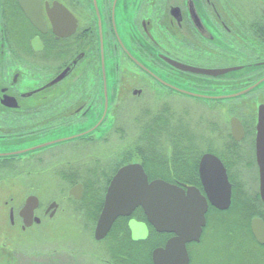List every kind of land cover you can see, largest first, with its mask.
Returning <instances> with one entry per match:
<instances>
[{
	"label": "flooded vegetation",
	"instance_id": "obj_1",
	"mask_svg": "<svg viewBox=\"0 0 264 264\" xmlns=\"http://www.w3.org/2000/svg\"><path fill=\"white\" fill-rule=\"evenodd\" d=\"M178 65L231 71L203 75ZM249 99L258 103L253 115H245L243 106L229 113L225 108ZM180 101L206 104L211 118L203 129L208 134L194 127L182 131L186 122L176 114ZM205 136L206 151L197 160V143ZM170 140L172 153L165 155L163 148L157 159L150 156L149 150ZM119 147L122 154L113 155ZM181 150L195 154L178 161ZM100 151H108L112 163L109 186L121 169L140 165L150 182L202 192L209 204L207 223L201 241L187 245L189 264L193 247L215 231L238 239L245 260L264 263V0H0V183H12L7 189L14 192L3 198L0 185V216L7 215L9 225L24 232L41 226L44 218L60 216L69 228L75 223L83 233L92 231L96 244L106 243L125 221L126 240L134 249L149 240L151 229L160 239L156 249H165L175 235L158 233L142 208L119 218L105 239L96 240L107 185L101 209L65 207L60 215L57 202L42 206L37 169L49 168L53 175L67 166L65 177L74 182L66 200L75 204L85 198L90 174H101L93 166L102 161ZM134 153L144 161L132 163ZM204 156L210 157V183H221L226 172L231 184L227 210L214 207L204 189ZM31 199L38 206L35 202L27 224L24 211ZM132 221L148 227L146 241H133ZM93 254L91 264H135L129 255ZM135 257L148 264L147 257ZM18 261L37 264L29 256Z\"/></svg>",
	"mask_w": 264,
	"mask_h": 264
},
{
	"label": "rangeland",
	"instance_id": "obj_2",
	"mask_svg": "<svg viewBox=\"0 0 264 264\" xmlns=\"http://www.w3.org/2000/svg\"><path fill=\"white\" fill-rule=\"evenodd\" d=\"M242 103L239 105L228 104L225 108H227L229 113L239 109V106H243L245 115H253L258 108V103L254 102L253 99L245 100V102ZM150 105L154 108L159 106L158 104ZM166 105L169 106V104ZM125 106L126 105L123 104V107ZM177 106L181 110L176 113L177 115H181L182 119L179 118L180 122L184 120L187 127L192 124V127L189 128L183 125V132L188 133L194 127L197 129L198 133L208 134V132L203 129V127L208 128V122L211 118V115H208L209 110L206 104H192L180 101ZM194 125L201 127L196 128ZM206 139L207 137L205 136L204 140L200 142V145L197 143V160L200 158L199 156L202 155L201 153H205L206 151L205 145L208 143L207 141L205 142ZM171 142L172 140L165 142L164 146L155 152L149 150L150 156L157 159V157L162 155L163 148H165V155L172 153L171 150H167V145ZM182 144L185 145L186 143L183 142ZM128 148L130 150L129 146ZM181 151L178 161L182 162L184 159H188L189 155L195 154H188V152L184 150ZM112 154H122V148H117ZM98 155L101 157L102 161L93 166L97 167L96 170H100L101 174H90L88 177L90 183H87L88 186L86 188L85 198L80 202H75V204L66 200L68 199V190L73 186L72 184L74 182L65 177L66 173H70L67 166L54 169L53 175L48 173L49 168L37 169L35 176L37 182L36 193L41 200L42 206L46 207L51 202H57L62 207L60 215H63V209L65 207L77 208V206H90L93 209H101L105 198V186L107 185V187H109L107 182L109 183L113 175L111 172L112 163L110 162L108 151H100ZM132 157H134L131 159L132 163L144 161V158L137 153H134ZM122 162L124 163L125 161ZM182 162L180 163L182 164ZM171 169L177 173L174 166H172ZM184 172H189L188 167ZM160 175L162 176V174ZM0 185L3 186V194L1 195L3 198L14 196L13 189H7L8 186L13 185L12 183L2 181ZM6 217L7 215L0 216V264H20L18 258L27 256L36 260L37 264H67L65 263L67 258L71 259V264H91L92 260L90 258L94 255L93 252H98L101 258L114 259L122 255H129L132 258L131 261L135 264H140L135 256H137L140 261L141 258L144 259L147 257V263L152 264V253L160 244L159 236L151 229L149 240L146 243L138 245L139 247L134 249V246L130 244L131 242L126 240L129 238V233L126 230L127 224L125 221H120V224L114 228L106 243L96 244L92 238V231L83 233L78 230L75 223H72V227L69 228L67 222L62 221L60 216H57L53 220L44 218L41 226L26 232L21 229V226L12 228L6 220ZM81 234L84 235L82 236ZM227 239L224 233L219 231H215L209 238L205 237L201 244L193 247V264H264L245 260V258L242 257L238 239L233 238L234 240H232L230 237ZM124 245H126L125 248H123ZM86 247L90 248V251L88 249L90 257L88 258L85 256L86 253L84 252V248Z\"/></svg>",
	"mask_w": 264,
	"mask_h": 264
},
{
	"label": "water",
	"instance_id": "obj_3",
	"mask_svg": "<svg viewBox=\"0 0 264 264\" xmlns=\"http://www.w3.org/2000/svg\"><path fill=\"white\" fill-rule=\"evenodd\" d=\"M178 66L184 70L212 76L231 71L213 72ZM180 92L202 99L210 98L203 94H193L183 90ZM218 98L222 99L223 97ZM261 115H263V109ZM209 162L210 157L204 156L200 166L204 189L209 194L214 207L219 210H227L231 204V184L225 170H223L221 183L216 181L210 183V177L207 175ZM221 187L222 191L218 192ZM77 199L80 198L77 197ZM35 202L37 208L38 200L31 199L24 211L25 217H30V223L27 224L32 223L31 218H33ZM32 203L33 206H31ZM55 206L53 205V207ZM138 208L143 209L148 223L158 233L175 235L168 241L165 249L154 250V264H189L187 245L201 241L207 223L206 215L209 204L202 192L196 187L184 188L164 181L150 182L140 165L127 166L119 171L109 186L95 233L96 240L105 239L119 218L131 216ZM28 211L30 212L29 216L26 215ZM129 226L133 241H146L149 238L150 232L145 224L132 221Z\"/></svg>",
	"mask_w": 264,
	"mask_h": 264
},
{
	"label": "trees",
	"instance_id": "obj_4",
	"mask_svg": "<svg viewBox=\"0 0 264 264\" xmlns=\"http://www.w3.org/2000/svg\"><path fill=\"white\" fill-rule=\"evenodd\" d=\"M204 240V239H203ZM203 242V241H202Z\"/></svg>",
	"mask_w": 264,
	"mask_h": 264
}]
</instances>
